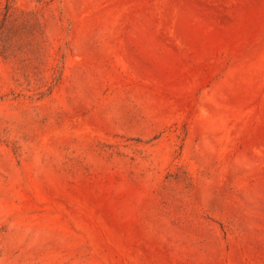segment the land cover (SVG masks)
Returning <instances> with one entry per match:
<instances>
[{
	"label": "rangeland",
	"instance_id": "rangeland-1",
	"mask_svg": "<svg viewBox=\"0 0 264 264\" xmlns=\"http://www.w3.org/2000/svg\"><path fill=\"white\" fill-rule=\"evenodd\" d=\"M0 264H264V0H0Z\"/></svg>",
	"mask_w": 264,
	"mask_h": 264
}]
</instances>
